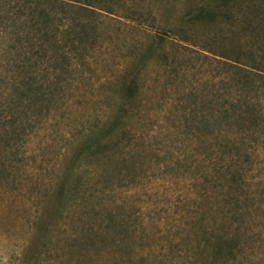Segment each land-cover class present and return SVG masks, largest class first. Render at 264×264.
I'll use <instances>...</instances> for the list:
<instances>
[{"label": "rangeland", "instance_id": "rangeland-1", "mask_svg": "<svg viewBox=\"0 0 264 264\" xmlns=\"http://www.w3.org/2000/svg\"><path fill=\"white\" fill-rule=\"evenodd\" d=\"M254 4L241 13L253 27L233 31L238 5L116 1L96 15L91 65L55 103H21V41L7 30L0 264H264V77L251 76V108L234 104L223 62L256 54L264 67ZM19 8L0 0V25ZM137 73L140 103L123 90ZM27 110L35 131H21Z\"/></svg>", "mask_w": 264, "mask_h": 264}, {"label": "trees", "instance_id": "trees-1", "mask_svg": "<svg viewBox=\"0 0 264 264\" xmlns=\"http://www.w3.org/2000/svg\"><path fill=\"white\" fill-rule=\"evenodd\" d=\"M116 1L121 3L124 0H17V6L21 8L13 16L7 17L6 23L0 25V38L13 28V33L21 41V61L15 62L21 81V103L26 100L31 102L33 98L39 103L44 100L55 103L66 94V86L79 79L81 72L91 65V56L87 51L88 47L94 49L98 43V36L95 34L98 29L97 21L95 22L97 13L99 10L114 12ZM213 1L218 6L229 9L238 5V11L230 10L233 14L227 18L233 31L240 28L247 31L253 27L255 22L246 19L241 13L246 14V7L257 9L254 4L256 0ZM201 14L208 18L215 15L208 10L201 11ZM15 26L19 29L15 30ZM88 27L94 28L95 32L89 34ZM1 46L5 53L16 48V45L9 43L7 36ZM168 55L169 53L163 58L165 63L171 72L177 71L172 62L176 63L181 54L174 55L172 59ZM226 58L230 60H222L230 65L231 88L237 89L234 91L236 97L230 102L235 104L239 101L241 105L251 108L249 91L256 86L251 76L254 74L264 77L263 61L258 60L256 54L251 55V61ZM138 73L125 79L123 90L127 98H134V101L140 103L143 102V88L138 83ZM42 111L41 107L38 112L42 114ZM26 112V119L21 117V131H35L39 126L36 125L39 119L32 120L29 111ZM73 191H76V187H73Z\"/></svg>", "mask_w": 264, "mask_h": 264}]
</instances>
